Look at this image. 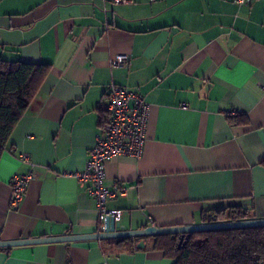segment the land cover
<instances>
[{
    "label": "crops",
    "instance_id": "crops-1",
    "mask_svg": "<svg viewBox=\"0 0 264 264\" xmlns=\"http://www.w3.org/2000/svg\"><path fill=\"white\" fill-rule=\"evenodd\" d=\"M119 54L126 62L111 65ZM0 58L49 64L0 157V240L101 229L72 174L113 84L148 104L141 156L106 163V185L124 188L107 201L122 230L202 223L229 206L264 218V0H0ZM27 173L11 209L10 181ZM118 239L0 247V264L174 263L156 235Z\"/></svg>",
    "mask_w": 264,
    "mask_h": 264
},
{
    "label": "trees",
    "instance_id": "trees-1",
    "mask_svg": "<svg viewBox=\"0 0 264 264\" xmlns=\"http://www.w3.org/2000/svg\"><path fill=\"white\" fill-rule=\"evenodd\" d=\"M48 69L49 64L46 63L0 58V157L14 126L37 94ZM246 121L247 118L242 116L241 122ZM250 217L248 209L240 206L208 210L202 214L204 222ZM130 240L120 238L117 241ZM178 242V234H160L156 235L153 246L173 258V264H264V226L197 231L179 247ZM128 246L133 249L132 244Z\"/></svg>",
    "mask_w": 264,
    "mask_h": 264
},
{
    "label": "built area",
    "instance_id": "built-area-1",
    "mask_svg": "<svg viewBox=\"0 0 264 264\" xmlns=\"http://www.w3.org/2000/svg\"><path fill=\"white\" fill-rule=\"evenodd\" d=\"M116 5L133 3L134 0H109ZM252 0H233L237 5H244ZM126 54H119L111 61V65H122L127 60ZM148 104L138 92L119 86L110 85L106 94L105 113L102 118L100 131L95 143L89 149L85 166L72 175L86 185V192L96 205L100 216V228L106 216L119 218L120 211L108 209L107 201L117 194L123 193L124 188L115 183L109 187L105 183L106 163L109 159L121 155L138 158L143 152L145 142V124ZM19 158L26 161L28 156L21 152ZM32 174L14 175L10 181L11 194L9 207L16 209L26 190Z\"/></svg>",
    "mask_w": 264,
    "mask_h": 264
},
{
    "label": "water",
    "instance_id": "water-1",
    "mask_svg": "<svg viewBox=\"0 0 264 264\" xmlns=\"http://www.w3.org/2000/svg\"><path fill=\"white\" fill-rule=\"evenodd\" d=\"M251 226H264V218H247L241 220H230V221H213V222H202L188 225H172V226H154L149 225L141 229L133 230H122V226L113 216H106L103 221V228L96 232L83 235H65L58 237H36L27 239L17 240H0V247H10L23 244H36L45 242H65V241H77L87 239H107V238H130V237H144L149 235H160V234H178L179 242L183 244L187 241L191 233L204 230H215V229H229V228H241ZM120 229V230H117ZM137 247H143L144 241L140 240Z\"/></svg>",
    "mask_w": 264,
    "mask_h": 264
}]
</instances>
